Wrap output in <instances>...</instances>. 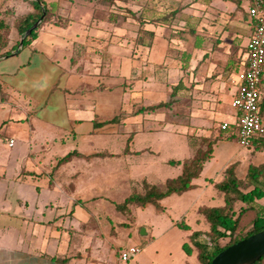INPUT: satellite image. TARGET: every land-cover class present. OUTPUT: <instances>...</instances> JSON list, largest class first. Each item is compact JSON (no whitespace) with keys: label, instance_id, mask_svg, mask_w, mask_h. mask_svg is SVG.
Listing matches in <instances>:
<instances>
[{"label":"crops","instance_id":"0c3cea01","mask_svg":"<svg viewBox=\"0 0 264 264\" xmlns=\"http://www.w3.org/2000/svg\"><path fill=\"white\" fill-rule=\"evenodd\" d=\"M32 1L0 0V21L8 26L0 51V264H112L111 253L103 252L113 247L114 228L105 222V203L96 198L105 197L112 184L146 181L165 188L182 172V165L169 162L192 158H183L185 137H217L222 123L236 124L231 102L237 85L231 81L246 66L249 1H156L161 25L146 24L139 40L137 30L122 32L119 22L109 26L93 16L79 39L61 22L82 16L71 21V15L53 10L58 1L43 0L51 14L31 45L20 48L14 24L32 11ZM121 128L129 131L125 148H105L104 135L120 138ZM158 134L166 140L152 149L148 139ZM133 141L146 144L128 155ZM226 144H214L190 190L169 196L200 187L207 203L196 208L198 215L201 207L222 206V195L207 197L205 184L218 183L212 164L218 158L231 162L220 169L222 180L232 164L237 173ZM154 150L165 153L163 162L155 160ZM73 151L96 156L58 165ZM144 155L140 166H127L124 159ZM174 167L179 172L167 174ZM215 198L218 204L209 203ZM188 227L186 233L194 232ZM144 230L147 239L152 231Z\"/></svg>","mask_w":264,"mask_h":264},{"label":"rangeland","instance_id":"374dc122","mask_svg":"<svg viewBox=\"0 0 264 264\" xmlns=\"http://www.w3.org/2000/svg\"><path fill=\"white\" fill-rule=\"evenodd\" d=\"M59 1L61 0H56L57 3H55L52 8L54 11L60 10V14L63 17L71 15V21H77L73 19V16H82V19L77 22H61V25H64L63 27H69L76 35L78 34L79 39L87 35L89 31L88 25L91 24L90 21L92 20L91 16L109 26L112 24L116 25L119 22L122 32L126 31L128 33L130 30H137L139 40L144 38V27L146 24L156 25L157 23L161 25L159 21L155 20V14L157 15L160 12L159 9H157L159 3L154 4V2L160 0H113V2L111 0L108 2L104 0H62L66 1L67 4H63V2L61 4ZM92 26H94V24ZM78 42L84 41L78 40ZM231 127L236 130L237 125L235 124ZM125 132L129 131L121 128L120 138H111V136L105 134V148H110V150L114 152L124 149L125 145H127L126 141L128 138V135L124 134ZM113 139L115 140L113 141ZM116 139L117 141L120 139V141L116 143ZM163 140L165 141L166 138L158 134L157 137L152 136L148 139V144L152 149H155L156 146L163 145ZM223 141L227 143L226 145L229 147V155H235L232 162H238L236 174L239 179L243 180L245 178L249 166H258L264 163V150L240 147L237 144L236 137ZM144 144H146L144 141L142 143L138 141L129 142V152H126V154L132 155V152L136 150L139 145L144 147ZM118 146L120 147L119 150ZM185 150L183 158L187 159L192 157V149L187 137H185ZM220 150L221 148H219L217 152ZM153 154L157 162L160 160L163 162L165 153L158 154V152L154 150ZM147 155L142 157L132 156V158L125 157L124 159L126 160L127 166L131 162H133L134 165L140 166L141 164L139 162L147 160ZM227 158L223 160L222 158H218L213 160L215 162H212V164H215V170L219 172L213 177V180L218 183L222 180L220 169L223 168V166L231 164L230 162L224 165ZM137 162L139 164H136ZM160 169L166 171L165 167L161 166ZM175 172H179L175 167L170 168V170L167 169V174H175ZM203 179L204 177L201 176L195 183L201 185ZM261 184V187L264 188V181ZM109 186L110 191L105 193V197L96 198V202L99 204L105 203L104 210L106 213L110 214V218H105V222L108 226L114 228L113 234L115 240L113 241V247L103 252L105 256L108 252L111 253L109 256L112 264H198L196 260V251L193 250L192 255L189 257L183 249L185 244L191 246L190 233H186L177 223L180 224V222L184 220V222L192 228L191 231H207V224L203 222L202 217L196 212L198 206L206 205L207 203L205 197L201 196L202 190H200V187L195 191L185 193L182 197L173 195L157 201H152L144 207L129 205L127 211H119L116 206H122L125 200L132 194H143L147 186L155 187L158 191H162L164 190V187L162 188L163 184L160 183V185L156 184V186H152L147 184L146 181L143 183L138 181L131 184L122 183ZM202 187H204V185ZM251 189L252 187L246 184L242 187L243 192H248ZM205 190L207 197L213 194L220 196L214 184H205ZM199 196L200 199H198ZM219 201V198H215L214 202L210 199L209 203L218 204ZM258 204L264 206V197L258 201ZM243 207L245 206L242 203L237 202L234 208V215ZM252 219L253 213L251 212H247L242 216L240 228H242L243 233L251 230ZM145 227H148L152 231V234L147 239L141 234L142 229H145ZM227 241V239H223L220 244L224 245ZM132 247L139 248V254L128 262H122L120 260L122 252Z\"/></svg>","mask_w":264,"mask_h":264},{"label":"trees","instance_id":"16d2710c","mask_svg":"<svg viewBox=\"0 0 264 264\" xmlns=\"http://www.w3.org/2000/svg\"><path fill=\"white\" fill-rule=\"evenodd\" d=\"M92 1V0H88ZM108 2L109 0H104ZM113 2V0H111ZM32 11L15 21L14 27L21 39L24 33L30 29L38 20L42 19L38 27L33 30L22 41V48L31 45L32 40L35 38L37 30L40 26L47 21L50 12L44 5L43 0H33L31 2ZM8 26L4 21H0V51H2L7 44ZM20 42V41H19ZM18 42V44H19ZM17 44V45H18ZM16 45V46H17ZM9 52L2 53L1 56H8ZM264 77V72H263ZM264 79L260 86L261 91V106L260 115L262 122H264V98H263ZM168 103H160L155 106L139 109L138 112H152L162 107L169 106ZM116 117L114 121H117ZM113 121V120H112ZM111 121V122H112ZM235 130L230 126L228 130L222 131L218 129L217 137H190V147L193 151L191 159L183 163L170 161V164L182 165V172L180 176L169 181L164 190L158 191L155 187H146L143 194H132L128 197L122 206L117 205L119 211H127L129 205H136L144 207L146 204L163 199L171 194H182L192 188V181L198 178L203 170L204 164L212 158L213 146L217 141L230 140L235 137ZM205 147V149H204ZM247 148H254L264 150V137L256 138L252 144ZM96 155L84 156L76 151L67 154L65 157L59 159V164H64L72 158L91 159ZM101 156V155H100ZM236 164L228 166L224 171V179L219 183H214L216 190L222 195L223 205L220 207H201L198 213L203 217L208 225V231H194L190 234V245L183 246L187 255H191L192 251H196V260L198 264H211L213 258L229 246L250 237L258 232L264 230V206L258 204V201L264 197V188L261 183L264 181V163L258 166H249L243 180L236 176ZM248 185L252 187L248 192H243L242 187ZM242 203L245 207L241 208L236 215L235 204ZM253 213L251 222V230L243 233L240 228L242 216L247 213ZM184 231H189V227L184 223L177 224ZM223 239L228 241L221 245ZM255 264H264V256L259 259Z\"/></svg>","mask_w":264,"mask_h":264},{"label":"built area","instance_id":"2783aa9c","mask_svg":"<svg viewBox=\"0 0 264 264\" xmlns=\"http://www.w3.org/2000/svg\"><path fill=\"white\" fill-rule=\"evenodd\" d=\"M247 14L252 32L246 46V66L231 83L237 85V93L231 102L237 119L235 137L241 147L247 148L258 137H264V126L260 115L261 91L264 72V0H248ZM229 123H222L220 130L226 131ZM140 249L129 248L122 252L120 260L128 262L139 254Z\"/></svg>","mask_w":264,"mask_h":264},{"label":"water","instance_id":"95a60500","mask_svg":"<svg viewBox=\"0 0 264 264\" xmlns=\"http://www.w3.org/2000/svg\"><path fill=\"white\" fill-rule=\"evenodd\" d=\"M42 19L38 20L30 29H28L20 40L22 41L40 24ZM142 229L141 234L144 235ZM264 256V230L250 237L243 239L216 255L211 264H255Z\"/></svg>","mask_w":264,"mask_h":264}]
</instances>
